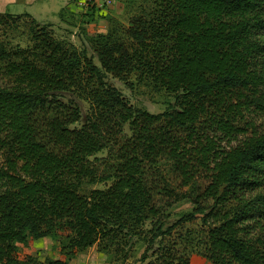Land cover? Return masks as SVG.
Returning a JSON list of instances; mask_svg holds the SVG:
<instances>
[{"label":"trees","instance_id":"trees-1","mask_svg":"<svg viewBox=\"0 0 264 264\" xmlns=\"http://www.w3.org/2000/svg\"><path fill=\"white\" fill-rule=\"evenodd\" d=\"M23 18L30 46L0 39V264L139 244L146 264H190L163 243L198 219L211 264H264V0H153L125 39L91 41L101 67L29 14L0 13V38ZM105 72L173 104L136 108ZM45 238L64 259L20 253Z\"/></svg>","mask_w":264,"mask_h":264},{"label":"rangeland","instance_id":"rangeland-1","mask_svg":"<svg viewBox=\"0 0 264 264\" xmlns=\"http://www.w3.org/2000/svg\"><path fill=\"white\" fill-rule=\"evenodd\" d=\"M71 3L78 6L79 10L76 8L73 11L66 9L61 13L63 20L60 19L57 22L46 24L39 23L41 26L48 25L56 39L71 42L79 50L87 49L88 55L93 58L94 63L101 67L91 41L97 39L100 35H107L109 33L125 39V31L131 26L132 19L141 14L142 11L150 9L153 0H92L90 2L88 0H72ZM20 13L24 14V10ZM50 16H54L57 20L59 18L58 15L54 14ZM30 28V19L23 18L17 26L8 28L6 34H2V38L0 39L4 40L11 47L20 46L27 48L32 43ZM105 73L107 82L117 88L129 104L136 108L147 110L153 114H159L173 104L172 96L164 92L152 91L148 87L137 84L134 76L131 77V81L134 83V88L132 89L124 80L109 72ZM76 102L80 105L82 117L79 123L72 127L81 128L89 111V105L79 100H76ZM253 118L255 122L258 121L255 115ZM126 131L129 133L128 126H126ZM107 186L108 184H98L90 186L89 189H104ZM259 192L264 193V186ZM191 209V205L189 204H183L176 208L172 218L173 222L177 220L181 212H189ZM204 231L205 226L203 225V221L198 219L175 230L170 238V242H167V240L163 244L175 246L178 252L188 256L190 264H211L202 255L203 249L199 244L200 236L203 235ZM18 249L21 254H31L42 261L65 258L61 255L59 246L49 238L30 241L28 245L18 244ZM136 250V253L132 254L128 259L122 260L114 253L107 255L94 246L86 252L78 254L70 264H146L153 260L154 256L146 262L141 261L145 250L143 244H139Z\"/></svg>","mask_w":264,"mask_h":264},{"label":"crops","instance_id":"crops-1","mask_svg":"<svg viewBox=\"0 0 264 264\" xmlns=\"http://www.w3.org/2000/svg\"><path fill=\"white\" fill-rule=\"evenodd\" d=\"M71 2L72 0H0V13L23 15L20 12L24 10V14H29L38 22L46 24L62 19L63 10L73 11L75 8L79 10L78 6ZM51 14L58 15V20L50 16Z\"/></svg>","mask_w":264,"mask_h":264},{"label":"built area","instance_id":"built-area-1","mask_svg":"<svg viewBox=\"0 0 264 264\" xmlns=\"http://www.w3.org/2000/svg\"><path fill=\"white\" fill-rule=\"evenodd\" d=\"M89 2L92 1V0H88Z\"/></svg>","mask_w":264,"mask_h":264}]
</instances>
